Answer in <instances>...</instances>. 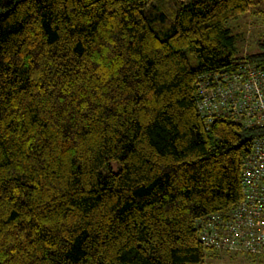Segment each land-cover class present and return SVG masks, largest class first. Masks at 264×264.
<instances>
[{
	"label": "trees",
	"instance_id": "obj_1",
	"mask_svg": "<svg viewBox=\"0 0 264 264\" xmlns=\"http://www.w3.org/2000/svg\"><path fill=\"white\" fill-rule=\"evenodd\" d=\"M264 0H0V264H205L256 124L197 108ZM246 259L264 258L245 254Z\"/></svg>",
	"mask_w": 264,
	"mask_h": 264
},
{
	"label": "built area",
	"instance_id": "obj_2",
	"mask_svg": "<svg viewBox=\"0 0 264 264\" xmlns=\"http://www.w3.org/2000/svg\"><path fill=\"white\" fill-rule=\"evenodd\" d=\"M196 86L197 108L206 119L264 127V63L244 58L232 69L200 74ZM241 167V199L224 213L199 219L200 237L207 248L264 258V133L254 138Z\"/></svg>",
	"mask_w": 264,
	"mask_h": 264
},
{
	"label": "rangeland",
	"instance_id": "obj_3",
	"mask_svg": "<svg viewBox=\"0 0 264 264\" xmlns=\"http://www.w3.org/2000/svg\"><path fill=\"white\" fill-rule=\"evenodd\" d=\"M259 9L260 7L252 8L226 24L235 38L239 54L259 51L257 42L264 36V16L260 14ZM244 255L233 251H220L214 258L207 257L205 264H264L246 259Z\"/></svg>",
	"mask_w": 264,
	"mask_h": 264
}]
</instances>
